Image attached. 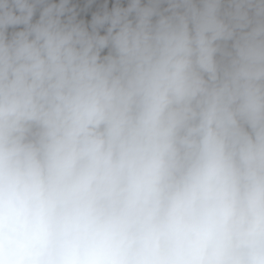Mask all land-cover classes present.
Listing matches in <instances>:
<instances>
[{
    "label": "clouds",
    "instance_id": "1",
    "mask_svg": "<svg viewBox=\"0 0 264 264\" xmlns=\"http://www.w3.org/2000/svg\"><path fill=\"white\" fill-rule=\"evenodd\" d=\"M0 264H264V0H0Z\"/></svg>",
    "mask_w": 264,
    "mask_h": 264
}]
</instances>
